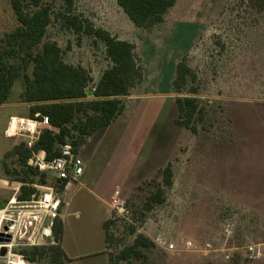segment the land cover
Here are the masks:
<instances>
[{
  "label": "rangeland",
  "instance_id": "1",
  "mask_svg": "<svg viewBox=\"0 0 264 264\" xmlns=\"http://www.w3.org/2000/svg\"><path fill=\"white\" fill-rule=\"evenodd\" d=\"M62 6L56 0L55 12ZM75 13L134 44L144 70L142 82L124 99L125 118L98 132L80 155L90 167L88 189L105 182L123 189L118 201L125 211H112L108 252L116 257L141 234L153 246L141 248L148 259H131L133 264H264V257L251 260L243 248L253 242L263 244L264 252V199L244 197V182L231 167L240 157L235 148L264 144V10L258 0H178L164 22L151 29L136 27L118 0H75ZM62 24L54 16L45 41L58 43L67 64L90 71L92 89L112 66L105 45L92 37L79 38ZM18 25L10 1L0 0V42ZM183 59L197 80L178 93L176 67ZM193 86L204 115L196 134L176 124V101L191 97ZM24 89L21 76L11 92L12 104L0 109V208L20 195L23 186L30 191L58 189L47 175L27 177L11 155L27 141V133L7 137L4 118L16 113L31 118V106L21 102ZM45 129L39 128L41 135ZM124 134L127 139L121 142ZM169 163L174 177L173 186L164 187L166 202L147 213L145 202L163 183L161 170ZM154 167V176L144 178ZM88 189L77 187L66 196L70 213L80 211L81 217L72 214L63 221L65 247L90 242L85 252L100 249L106 208ZM226 226L233 230L231 237ZM189 241L191 251L185 249ZM233 248L238 249L227 251ZM30 250H15L0 264H52L48 257L31 261L25 255Z\"/></svg>",
  "mask_w": 264,
  "mask_h": 264
},
{
  "label": "trees",
  "instance_id": "2",
  "mask_svg": "<svg viewBox=\"0 0 264 264\" xmlns=\"http://www.w3.org/2000/svg\"><path fill=\"white\" fill-rule=\"evenodd\" d=\"M9 1L19 25L0 42V105L9 99L16 81L23 76L25 89L21 99L31 106V119L42 120L47 117L51 128L42 132L33 150L27 147L26 142H22L13 148L11 155L16 156L21 167L26 169L24 173L27 177L41 175L45 178V174L29 165L33 153L43 150L50 158H54L59 155V146L66 143H71L75 151L79 152L89 138L108 128L124 113V99L142 82L144 70L137 60L135 45L97 28L90 20L76 14L75 0H62V10L58 13L54 8L56 0ZM177 2L178 0H118L119 6L132 23L142 29L162 24L166 14ZM258 7L264 10V0H258ZM54 16L63 23L65 29L79 38L92 37L105 45L106 55L112 66L103 73L94 88H89L94 82L90 71L67 64L58 43L45 41ZM30 67L31 75L27 73ZM196 80L186 59L177 64L174 86L178 93L188 83L195 84ZM189 93L191 97L178 98L176 101L179 112L176 124L196 134L197 123L204 118L203 109L195 97L198 89L193 86ZM161 176L163 183L158 184L145 202L147 213L166 202L164 187L173 186L171 163L161 170ZM22 183L25 184L26 180H22ZM29 183L32 184L33 180ZM56 184L61 191L65 190L66 183ZM36 194L38 191H30L23 186L17 199L27 201ZM110 226L111 221L104 226L108 244L112 241ZM55 233L61 244V221L57 222ZM152 246L150 240L137 234L133 243L124 247L116 257L110 254V261L112 264H133L131 259L147 260L148 257L141 248ZM25 255L31 261L38 257H48L52 264H67L61 245L34 248L25 252Z\"/></svg>",
  "mask_w": 264,
  "mask_h": 264
},
{
  "label": "built area",
  "instance_id": "3",
  "mask_svg": "<svg viewBox=\"0 0 264 264\" xmlns=\"http://www.w3.org/2000/svg\"><path fill=\"white\" fill-rule=\"evenodd\" d=\"M16 121V128L12 136L8 134L9 129L6 135L11 138L21 135L22 132L27 133L26 144L30 150H33L35 143L40 138L39 128H51L47 117H43L42 120L16 119ZM29 165L40 173L53 178L56 183H66V185L77 183L86 171L85 161L81 158L79 152L75 151L71 143L60 145L59 155L54 158H50V155L43 150L34 152L29 160ZM66 205L64 191H61L59 187L58 189L53 187L40 189L38 194L27 201H19L16 195L0 210V234L11 238L10 243L0 244V249L2 247L7 248L8 258L10 259L15 250L60 246L61 244L56 239L55 228L57 222L61 221L63 217V209ZM114 209L120 214L125 211L119 202ZM224 232L228 237L233 235L230 226H226ZM160 244L163 245V242H160ZM262 246L263 244L249 242L243 248L249 259L260 260L264 257ZM166 247L169 251L175 250L173 244ZM193 248L192 242L185 243L186 250L191 251ZM209 248H211L210 245ZM237 249L233 248L227 251H237ZM18 257L22 258V256Z\"/></svg>",
  "mask_w": 264,
  "mask_h": 264
},
{
  "label": "crops",
  "instance_id": "4",
  "mask_svg": "<svg viewBox=\"0 0 264 264\" xmlns=\"http://www.w3.org/2000/svg\"><path fill=\"white\" fill-rule=\"evenodd\" d=\"M21 102L23 105H26V107H30L29 104L23 102L21 99ZM11 94L9 99L2 105H0V109L4 106L11 105ZM126 109V108H125ZM126 110L124 113L108 128L113 127L117 123H120L122 119L125 118ZM21 119V120H33L29 118L28 115H18L16 114H10L7 117L4 118V134L9 129L10 123L12 120ZM129 130V129H128ZM131 130V129H130ZM96 135V134H95ZM94 135V136H95ZM7 136V135H6ZM92 136L87 140V142L79 149V155H81L82 150L85 148L87 143L94 137ZM126 134H124L121 137V142L125 141ZM244 149L235 148L236 153L239 152V158L234 160V164L231 166L233 169V174L236 176L241 177L239 180L241 182H244L243 185H245V191H242L241 193L244 194V197H249L253 199L263 198L264 199V144H258L253 146H244ZM244 150V151H241ZM86 163V171L85 174L82 176V178L77 183H68L64 190V196L66 201V196L69 194H73L77 187L83 189H88V183L89 179L87 178L88 173L90 172V167L87 162ZM156 172V167L152 168L149 173L144 177L147 179L154 176ZM109 182H105L103 185L96 186L95 190L92 191V189H88V191L91 193L94 192V194L97 196V198L105 205L104 210V216L101 219V226H102V240L99 242L100 249L97 251H87L85 252L86 247H90V242L85 241H77L72 246L68 245L65 247L64 245V237H65V229L63 225V235L61 240V246L66 254L67 257V264H112L110 261V253L108 252V243L106 241V232H105V223L110 221L112 211L114 210L115 206L117 205L118 201V195L119 191H122L121 187L116 185L114 188L113 186L108 184ZM248 184V185H247ZM67 205L63 209V217L61 219V222L64 223V219L71 217L72 214H75L76 218L81 217L80 211H75L74 213H70L69 208L70 204L68 201H66ZM3 208H0L2 210ZM7 258H1V261H6ZM7 263V262H6ZM11 264V262L9 263Z\"/></svg>",
  "mask_w": 264,
  "mask_h": 264
},
{
  "label": "water",
  "instance_id": "5",
  "mask_svg": "<svg viewBox=\"0 0 264 264\" xmlns=\"http://www.w3.org/2000/svg\"><path fill=\"white\" fill-rule=\"evenodd\" d=\"M11 238L9 236H5L4 234H0V244H8L10 243ZM0 257L1 258H7L8 257V249L5 247H2L0 249Z\"/></svg>",
  "mask_w": 264,
  "mask_h": 264
},
{
  "label": "bare ground",
  "instance_id": "6",
  "mask_svg": "<svg viewBox=\"0 0 264 264\" xmlns=\"http://www.w3.org/2000/svg\"><path fill=\"white\" fill-rule=\"evenodd\" d=\"M16 122H17L16 120H13V122L11 123L10 129H9V133H8L9 136H12L13 132L15 131V128H16L15 123Z\"/></svg>",
  "mask_w": 264,
  "mask_h": 264
}]
</instances>
